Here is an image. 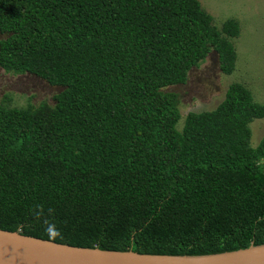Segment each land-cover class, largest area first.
I'll return each mask as SVG.
<instances>
[{"label": "trees", "instance_id": "trees-1", "mask_svg": "<svg viewBox=\"0 0 264 264\" xmlns=\"http://www.w3.org/2000/svg\"><path fill=\"white\" fill-rule=\"evenodd\" d=\"M240 31L199 0H0V67L62 88L53 105H0V229L153 255L264 245V136L253 147L250 128L264 104L233 83L180 131L165 91L213 51L233 74Z\"/></svg>", "mask_w": 264, "mask_h": 264}, {"label": "rangeland", "instance_id": "rangeland-1", "mask_svg": "<svg viewBox=\"0 0 264 264\" xmlns=\"http://www.w3.org/2000/svg\"><path fill=\"white\" fill-rule=\"evenodd\" d=\"M212 15L214 25L221 28L227 19L240 23V36L232 39L237 52L236 70L225 75L220 70L218 54L212 52L200 66L193 68L186 84L170 86L167 92L180 99L181 131L190 112L212 111L225 99L229 86L241 83L253 94L256 102L264 104V0H199ZM6 35L0 34V41ZM61 87L30 75L7 72L0 67V105L25 109L42 102L51 105ZM251 145L257 147L264 136V118L251 124Z\"/></svg>", "mask_w": 264, "mask_h": 264}, {"label": "water", "instance_id": "water-1", "mask_svg": "<svg viewBox=\"0 0 264 264\" xmlns=\"http://www.w3.org/2000/svg\"><path fill=\"white\" fill-rule=\"evenodd\" d=\"M0 264H264V245L211 255H153L75 247L0 229Z\"/></svg>", "mask_w": 264, "mask_h": 264}, {"label": "clouds", "instance_id": "clouds-1", "mask_svg": "<svg viewBox=\"0 0 264 264\" xmlns=\"http://www.w3.org/2000/svg\"><path fill=\"white\" fill-rule=\"evenodd\" d=\"M36 207L40 208L41 211L34 212L33 215H34V217L37 220H40L41 217H42V214H43L42 213V206L37 205ZM48 212H49V214H51L52 213V209H49ZM43 222L45 224V231L49 235L50 238L54 239V238H56V237H58L60 235V232H59V230L57 229V227H56V225L54 223H52V222H50V221H48L46 219Z\"/></svg>", "mask_w": 264, "mask_h": 264}]
</instances>
